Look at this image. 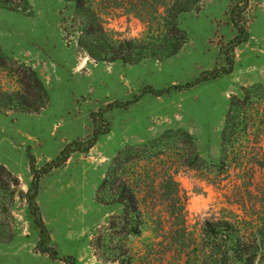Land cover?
I'll return each mask as SVG.
<instances>
[{
    "label": "rangeland",
    "instance_id": "rangeland-1",
    "mask_svg": "<svg viewBox=\"0 0 264 264\" xmlns=\"http://www.w3.org/2000/svg\"><path fill=\"white\" fill-rule=\"evenodd\" d=\"M236 1L203 0L198 12L180 14L179 26L187 36L181 49L166 59L137 64L95 62L77 50L71 36L67 43L63 27L69 23L62 17L70 16L71 7L63 0H25V11L0 8L3 53L30 66L49 96L39 114L0 113V164L19 182L16 188L0 189V210L4 205L9 211L0 213V223L13 230L10 239L0 242V264H65L68 256L75 264H215L219 241L205 221L251 225L264 220V123H249L240 132L228 166L220 168V131L231 98L264 85V0L236 4L235 18L246 26L247 39L232 52V71L196 81L204 71L227 66L224 52L236 35L229 8ZM103 21L119 38L139 36L144 29L133 13L119 10L104 13ZM0 85L18 88L15 77L2 70ZM149 88L169 90L141 94ZM133 97L127 106L107 107ZM93 129L103 132L91 148L74 150L63 164L45 171L65 146L86 145ZM177 129L193 135L205 161L200 170L174 175L185 194L183 214L177 205L167 209L165 228L148 221L139 235L108 238L109 216L121 213L122 206L98 203L95 194L111 159L127 146ZM240 149L247 152L244 158L238 156ZM29 153L40 171L35 200L54 257L37 247L39 228L23 196L32 180ZM231 264L243 263L234 259ZM255 264H264V236Z\"/></svg>",
    "mask_w": 264,
    "mask_h": 264
},
{
    "label": "trees",
    "instance_id": "trees-1",
    "mask_svg": "<svg viewBox=\"0 0 264 264\" xmlns=\"http://www.w3.org/2000/svg\"><path fill=\"white\" fill-rule=\"evenodd\" d=\"M71 7L68 17H62V22H68L63 27V35L68 43L71 36L79 52L95 62L121 61L124 64H137L142 60H163L175 53L186 43V33L180 28L178 17L186 12H198L203 0H63ZM251 0H237L229 8L232 24L236 27V35L225 50L226 67L204 71L196 79L206 80L216 78L233 69V50L247 39L246 26H242L235 18L237 3L248 6ZM25 0H0V8L9 10H26ZM119 10L121 13H133L144 26L139 36L119 38L104 26L103 14ZM70 29V30H68ZM0 70L15 77L18 88L6 90L0 85V113L14 115L18 113L39 114L49 102L48 93L37 73L28 65L5 55L0 47ZM192 83H186L188 87ZM173 85L171 88H179ZM169 89H143L141 94L151 92L162 94ZM135 101V97L121 103L113 101L107 107L127 106ZM252 122L264 123V85L255 84L243 89L241 96H233L220 131V146L222 159L220 168L228 166L230 153L236 150L240 141L241 131ZM106 131V130H105ZM103 131L93 129L92 136L86 145L76 142L65 146L59 156L46 163L45 171L63 164L69 153L74 150L82 152L91 148ZM238 156L244 158L245 150H238ZM29 168L32 180L23 196L33 216V222L39 228L40 239L37 247L40 251L50 250L51 257L56 255L55 249L48 245L49 232L42 220L38 204L35 200L40 171L35 167V159L28 154ZM205 161L199 154L195 138L185 130H166L149 141L127 146L118 151L111 159L105 175L96 190L95 199L101 204H119L122 211L109 216L105 229L115 235H139L142 225L148 221L165 228L167 209H175L179 205L183 214L185 194L177 184L174 175L180 170H200ZM13 184L19 186L18 178L0 164V189H7ZM6 185V187H5ZM173 202L169 206L167 201ZM165 204V205H164ZM8 208L2 206L0 213H7ZM8 214V213H7ZM182 226L185 218L182 216ZM205 227L218 239L215 264H231L234 259L243 264H255L264 236V220L256 224L245 225L227 220L212 223L205 221ZM218 229V230H216ZM183 231L185 229L183 228ZM13 230L7 224L0 223V242L10 239ZM99 237L95 245L99 246ZM94 248V246H93ZM65 264H75L73 257L68 256Z\"/></svg>",
    "mask_w": 264,
    "mask_h": 264
}]
</instances>
